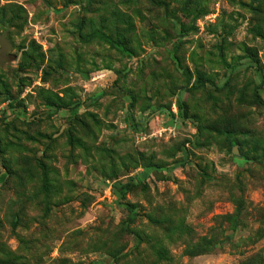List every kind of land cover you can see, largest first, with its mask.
Wrapping results in <instances>:
<instances>
[{"label": "rangeland", "instance_id": "1", "mask_svg": "<svg viewBox=\"0 0 264 264\" xmlns=\"http://www.w3.org/2000/svg\"><path fill=\"white\" fill-rule=\"evenodd\" d=\"M0 35V264H264V0H0Z\"/></svg>", "mask_w": 264, "mask_h": 264}, {"label": "water", "instance_id": "2", "mask_svg": "<svg viewBox=\"0 0 264 264\" xmlns=\"http://www.w3.org/2000/svg\"><path fill=\"white\" fill-rule=\"evenodd\" d=\"M0 45H1V49H0V63L9 61L11 58L7 54L10 51V45L6 41V39L3 36H1V35H0Z\"/></svg>", "mask_w": 264, "mask_h": 264}, {"label": "trees", "instance_id": "3", "mask_svg": "<svg viewBox=\"0 0 264 264\" xmlns=\"http://www.w3.org/2000/svg\"><path fill=\"white\" fill-rule=\"evenodd\" d=\"M256 100H257L258 103L264 104V100L258 94L256 95Z\"/></svg>", "mask_w": 264, "mask_h": 264}]
</instances>
